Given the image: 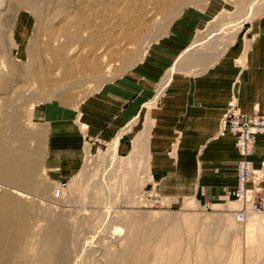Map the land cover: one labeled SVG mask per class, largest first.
<instances>
[{
  "label": "rangeland",
  "instance_id": "obj_1",
  "mask_svg": "<svg viewBox=\"0 0 264 264\" xmlns=\"http://www.w3.org/2000/svg\"><path fill=\"white\" fill-rule=\"evenodd\" d=\"M19 9L33 19L23 44L10 27ZM263 14L264 0H0V198L28 208L4 264H36L54 221L68 236L66 264H264V213L238 225L232 198L222 206L159 200L146 166L112 159L103 144L68 178L48 159L56 108L76 116L80 101L173 37L178 21L190 34L207 17L194 38L181 37L179 62L207 57L199 72ZM168 68L165 86L175 65ZM13 162L18 179L5 171Z\"/></svg>",
  "mask_w": 264,
  "mask_h": 264
},
{
  "label": "crops",
  "instance_id": "obj_2",
  "mask_svg": "<svg viewBox=\"0 0 264 264\" xmlns=\"http://www.w3.org/2000/svg\"><path fill=\"white\" fill-rule=\"evenodd\" d=\"M206 18L199 16L190 34L178 21L173 37L150 47L139 63L80 101L76 116L56 108L48 159L61 176L71 177L83 155L103 144L113 151L112 159L146 166L147 184L163 201L192 198L202 206H222L234 199L239 155L233 136L219 132L220 121L229 105L244 116L264 111V14L243 23L219 57L198 72L207 57L179 62L187 47L181 37L194 38ZM32 24L23 9L10 18L22 44ZM252 161L264 172V135L255 138Z\"/></svg>",
  "mask_w": 264,
  "mask_h": 264
},
{
  "label": "bare ground",
  "instance_id": "obj_3",
  "mask_svg": "<svg viewBox=\"0 0 264 264\" xmlns=\"http://www.w3.org/2000/svg\"><path fill=\"white\" fill-rule=\"evenodd\" d=\"M220 131L221 133L226 131V130L221 129V121H220ZM257 136H261V135H257ZM253 155H254V150H253L252 155L249 158V161L251 162L252 170L256 172L258 175H260V180L258 179L256 182V185L258 184L257 186L258 188H260L259 184L262 181L264 172L260 170L256 171L255 168L253 167V163H252ZM240 159L241 157L239 156V160ZM13 166H14V169H13ZM17 166H18V162H13V165L8 170H5V171L8 173V175L12 174V178L18 179L19 177L15 175V172H18V170L16 169ZM29 175L30 174H28V176ZM153 193L155 196L159 195L158 192L156 191ZM159 196H160L159 200H161V195ZM249 196L250 195L247 194L246 199L251 200V197ZM140 197L144 201V202L143 201L141 202H143L144 204H147L149 201H151V200H146L142 196ZM237 201L239 202V208L237 210H234L233 214L235 217V221L238 225H245L248 222L247 220L251 215L254 216L255 214H262L261 212L258 213V212L251 211L248 208V205L246 203H242L239 200ZM242 204L243 206L244 205L246 206L241 209ZM239 213L243 214L242 222L237 221V215ZM27 219H28V208H26L25 206H22V204L17 205L15 201L13 202V200L11 199V195L9 198L8 195L4 194L0 198V264H4V258L10 255V253L13 251L12 249H13L14 242L15 240H17L19 233H20V229L26 224ZM58 222L54 221V223H47L48 226L46 228V231L44 230V234L42 237L43 254L39 256L36 264H66L65 261L67 262V260H66L65 255H66L68 236L66 235L64 229L60 227L61 225ZM129 223L131 224V222ZM130 224L128 226L131 227ZM116 232H120V231H116ZM176 235L177 234H174L173 236L176 237ZM112 237L114 236L112 235ZM120 261H121V263L119 262L120 264H128L126 263L125 257H121Z\"/></svg>",
  "mask_w": 264,
  "mask_h": 264
},
{
  "label": "built area",
  "instance_id": "obj_4",
  "mask_svg": "<svg viewBox=\"0 0 264 264\" xmlns=\"http://www.w3.org/2000/svg\"><path fill=\"white\" fill-rule=\"evenodd\" d=\"M232 107V105H231ZM231 107L227 108L221 119V129L228 131L235 139V148L241 159L235 166V188L233 198L246 203L253 212L264 213V191L256 185L260 175L252 170L250 156L254 150L257 135H264V111L257 115H236ZM242 117V119H240ZM247 194L251 197L246 199ZM246 205L242 207H245ZM243 214L237 215V221L242 222Z\"/></svg>",
  "mask_w": 264,
  "mask_h": 264
}]
</instances>
